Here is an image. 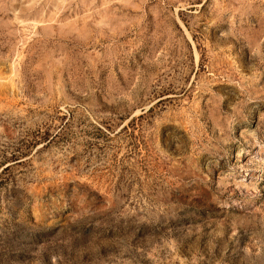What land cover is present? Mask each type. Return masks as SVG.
<instances>
[{
  "label": "rangeland",
  "instance_id": "obj_1",
  "mask_svg": "<svg viewBox=\"0 0 264 264\" xmlns=\"http://www.w3.org/2000/svg\"><path fill=\"white\" fill-rule=\"evenodd\" d=\"M0 264H264V0H0Z\"/></svg>",
  "mask_w": 264,
  "mask_h": 264
}]
</instances>
